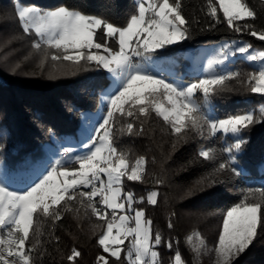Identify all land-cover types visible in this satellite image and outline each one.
<instances>
[{
    "label": "snow or ice",
    "instance_id": "snow-or-ice-1",
    "mask_svg": "<svg viewBox=\"0 0 264 264\" xmlns=\"http://www.w3.org/2000/svg\"><path fill=\"white\" fill-rule=\"evenodd\" d=\"M260 3L264 5V0ZM13 11L22 33L35 36L31 47L39 54L41 71L52 62L49 79H56L58 73L75 75L96 68L109 73L113 85L104 97L103 116L82 143L87 151L63 148L59 158L22 188L12 187L7 177L0 176V264H38L49 254L45 244L59 241L55 231L64 215L72 213L80 220L82 210L85 217L90 212L100 222L92 226L93 235L100 230L97 244L104 253L96 264L122 260L126 264H162L158 248L166 244L171 250L172 241L154 232L152 219L136 207L144 197L137 200L133 192L125 190L126 181H144L148 161L144 156L132 159L129 151L117 146V136L143 134L144 122L155 114L176 137L173 149L187 143L190 134L208 140L218 135L233 137V142L220 149L201 146L198 156L217 164L186 195L222 183L220 178L226 174L241 177L244 171L237 154L247 143L245 133L264 123V104L222 118L213 115L209 106L214 96L226 92L243 90L264 96V49L249 42L225 43L207 58L203 74L185 83L153 70L160 50L191 39L193 24L200 22L195 15L189 18L186 14L184 0H135L134 12L123 26L67 5L41 8L14 0ZM199 11L212 21L201 31L226 23L237 34L264 41V27L254 23L258 12L249 0H203ZM237 54L258 67L246 72L227 68L230 57ZM164 182L156 179L157 185ZM158 195L157 191L148 193L147 203L156 205ZM167 226L173 228L171 219ZM261 232L264 184L243 189L240 201L223 213L213 248L215 264H234ZM185 242L196 258L207 247L198 231ZM81 255L73 247L67 260L77 264ZM172 264H186L179 250Z\"/></svg>",
    "mask_w": 264,
    "mask_h": 264
},
{
    "label": "trees",
    "instance_id": "trees-1",
    "mask_svg": "<svg viewBox=\"0 0 264 264\" xmlns=\"http://www.w3.org/2000/svg\"><path fill=\"white\" fill-rule=\"evenodd\" d=\"M21 2L41 8L67 5L87 14L106 17L118 26H123L135 9V0ZM249 2L258 12L254 23L258 28L264 27V5H261L260 0ZM184 3L189 18L195 15L200 22L193 24L191 39L160 50V56L174 59V74L181 75L187 68L184 58L186 50L222 39H243L256 48L264 49V41L247 33L237 34L226 23L216 25L211 31H201L212 23L199 11L203 0H184ZM13 6L14 0H0V15L3 16L0 19V145L3 146L0 148V162L9 169L29 167L32 161L44 155V144L51 142L53 138L75 134L82 113L96 109L99 94L109 83L106 72L96 68L80 71L75 75L58 73L56 79H49L52 62L49 61L43 71L38 67L39 54L31 47L35 36L22 33ZM18 64L20 67L16 68ZM232 64V69L245 72L256 68L241 58H237ZM187 77L190 75L183 74V78ZM262 104L264 96L238 90L214 96L209 110L222 118L256 109ZM135 126L138 129L140 122L137 121ZM49 129L52 131L49 132ZM244 138L247 141L244 150L237 154L239 165L244 171L241 177L233 178L226 174L220 178L222 183L204 186L192 195H186L217 164V161H206L198 156L201 146L220 149L235 138L218 135L208 140L190 134L187 143H180L173 149L176 137L171 133L169 125L155 114L144 122L143 134L117 136V146L129 151L132 159L144 156L148 161L144 181H126L125 190L133 192L137 200L144 197V202L136 207L143 208L146 216L152 219L154 232L159 231L165 241H172L171 250L166 244L158 248L162 264H172L177 250L181 252L186 264H215L213 248L218 239L223 213L240 201L243 189L264 184V123L252 126ZM157 178L163 179L164 184L157 185ZM150 191L159 193L156 205L147 203ZM81 217L77 220L72 213L64 215L55 231L59 241L45 244L49 254L38 261V264H71L67 256L71 254L73 247L82 254L77 258V264H96L97 257L104 253L97 244L100 230L97 229V235H93L92 226L100 222L90 212L85 217L83 210ZM169 219L173 223L171 229L167 226ZM47 227L45 225L46 231ZM193 231H198L207 245L198 258L185 242ZM113 264L116 262L113 261ZM119 264H126V261L122 260ZM234 264H264V232L257 236Z\"/></svg>",
    "mask_w": 264,
    "mask_h": 264
},
{
    "label": "rangeland",
    "instance_id": "rangeland-1",
    "mask_svg": "<svg viewBox=\"0 0 264 264\" xmlns=\"http://www.w3.org/2000/svg\"><path fill=\"white\" fill-rule=\"evenodd\" d=\"M233 42L239 43V42H247V41L243 39H222L214 43H210V44L198 46L194 49L186 50L184 52V58L187 61V68H185V71L183 70L181 72V75L174 74L175 71L173 65L174 59L165 58L160 55H158L155 58L157 63L153 65V70L154 71L162 70L165 73V75L169 77V79L178 78L185 83L191 82L192 80L196 79L195 78L196 76L199 77L200 75L203 74V69L206 60L214 53L216 48H218L219 46L225 43L232 44ZM192 51H195V53H193ZM237 58L244 59V57L240 54H237L234 57H230V60L226 65V67L232 69V65H233L232 62ZM254 66L258 67V65H254ZM106 74L109 78V83L100 92L98 98V105L96 109L84 111L82 113L81 121L77 129V132L75 134H70L63 138H53L51 142L44 144L43 146L44 155L42 156V158L35 159L34 161H32L29 167L9 169L3 163L0 162V176L7 177V181L12 187L22 188L25 185L30 184L38 175L44 172L45 169L49 166L50 162L59 158V153L63 151L62 150L63 148L72 147L77 153H82L87 151V149H84L82 147V143L87 142L88 134L91 132L92 128L97 124L98 121H100L101 117L103 116L104 110L106 108V100L104 99V97L108 94V92L111 91L113 85V78L109 73L106 72ZM183 74H188L190 75V77L183 78ZM192 76H194L193 77L194 79H192Z\"/></svg>",
    "mask_w": 264,
    "mask_h": 264
},
{
    "label": "built area",
    "instance_id": "built-area-1",
    "mask_svg": "<svg viewBox=\"0 0 264 264\" xmlns=\"http://www.w3.org/2000/svg\"><path fill=\"white\" fill-rule=\"evenodd\" d=\"M63 150V149H62Z\"/></svg>",
    "mask_w": 264,
    "mask_h": 264
}]
</instances>
